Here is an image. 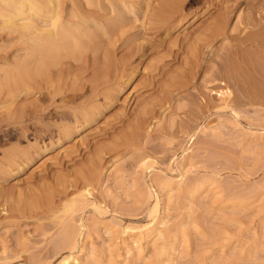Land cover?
I'll return each mask as SVG.
<instances>
[{
    "label": "rangeland",
    "instance_id": "rangeland-1",
    "mask_svg": "<svg viewBox=\"0 0 264 264\" xmlns=\"http://www.w3.org/2000/svg\"><path fill=\"white\" fill-rule=\"evenodd\" d=\"M88 1L60 2L96 41L40 70L31 31L0 21V264H264V50L246 24L264 0H111L117 20ZM154 217L167 250L141 254Z\"/></svg>",
    "mask_w": 264,
    "mask_h": 264
},
{
    "label": "bare ground",
    "instance_id": "bare-ground-1",
    "mask_svg": "<svg viewBox=\"0 0 264 264\" xmlns=\"http://www.w3.org/2000/svg\"><path fill=\"white\" fill-rule=\"evenodd\" d=\"M60 1L61 0H0V21L2 22V20H3L2 24L1 23L0 24L2 25V28H3V24H4L6 26L8 25L10 28H15L16 30H17V28H20V29H23L24 32H26L27 30H28L27 32L31 31L32 34L29 32L32 35L30 40L32 41V44L34 43V47L32 46V44H30V47L32 50H36L35 55H37V57H38V61L37 60L36 61L39 65V70L42 69L41 67L44 65V63H46V64L48 63L49 65H51L50 62H51V58L53 55V54L52 55L50 54L51 51L54 50L55 53H58L59 51H60V53H64V50L65 51L68 50L69 52H71L70 53V55H71V54L76 53V52H81L86 47V44L89 45L91 42H94L97 39V33L94 31L96 29L94 28V30H93V27H91V25H90L89 19H87V20H89V22H85V20H80L79 17L76 15V13H74V10H73L72 15L69 16V18H65L66 16L64 17L63 11H62L63 7H62V3ZM91 1L95 2L96 0H91ZM91 1L89 0L88 4H90ZM72 2H74V1H72ZM107 2H109V3H107L108 7H109V13H111V14L114 13V14H112L114 16L117 15L118 17L116 18V20L118 18H120L119 16H121V12H122L121 8L118 7V9L121 10V12L118 13L119 11L117 12L113 2L111 0H107ZM119 2H120V6H123V8L125 7V9H127V11L132 10L134 8L133 6L135 5L133 3L134 1L132 2V0H119ZM146 2H147V0H146ZM153 2H154V0H153ZM74 4H75V2H74ZM94 4H95V6L97 5L96 3H94ZM149 5L150 4L147 5L148 6L147 11L148 12H150V10H151L149 8ZM74 6H73V8H74ZM70 7H72V6H70ZM79 7H81V6H79ZM79 9H78V11H79ZM63 10H64V8H63ZM252 10L253 11H250L249 12L250 14H248L249 16H248V20L246 23L247 28L250 27L251 30L253 29L252 31L250 30L252 32L250 34H252V35H249V33H248V35L247 34L246 35H247V37L248 36L254 37V39H255L254 40L255 43L253 42L254 46L256 48H258L257 49L258 51H260L259 49L264 50V41L261 40L264 37V31H262V29H264V25H263L264 13H262V11H263L262 9H261L262 11L256 9L259 12H256V10H254L253 8H252ZM64 13H65V11H64ZM82 15H84V14H82ZM145 15H147V13ZM84 16L86 17V15H84ZM172 18H173V16L168 17V18H164V20L160 21V23L162 22V24H164V25L168 24V26L170 28L171 26H173V19ZM20 20L22 21V23ZM18 22H20V23H18ZM117 23H121V22L117 21ZM164 25H162V26L164 27ZM112 27L113 26H111V28ZM167 27H166V30H167ZM217 27L219 29L220 26L217 25ZM6 28H8V27H6ZM104 32H105V30H103V33ZM247 39H249V38H247ZM252 40H253V38H252ZM33 48H35V49H33ZM54 51H53V53H54ZM67 53H66V56L68 55ZM255 55H256V52H255ZM255 55L253 54V56H250V55L247 56L248 62L251 63L254 67L257 66L258 64H260L261 59H263L262 57H261V59H259L260 54L257 55L256 57H255ZM260 56H262V54ZM56 57H58V56L55 55V58ZM60 57H61V55H60ZM58 58H57V60H58ZM49 65H48V67H49ZM260 65L262 66V64H260ZM43 68H45V67H43ZM262 68H263V66H262ZM46 69H48V68H46ZM253 70H254V68H253ZM38 73H40V72H38ZM114 76H116V75H114ZM122 76H124V75L122 74ZM235 76H236V74H235ZM238 76L239 75H237V77ZM111 78H113V77H111ZM121 78L124 79L125 77L124 78L121 77ZM112 80H114V79H112ZM231 80H233V79H231ZM237 80H239V79L237 78ZM108 81H110V80H108ZM224 94L225 93L223 92L222 95L224 96ZM226 99H227V97L223 98L224 102L226 101ZM9 157H11V156H9ZM146 165H147L146 169L149 168V170H150V168H153L152 166H149L148 163H146ZM183 177L184 176L181 174V179L179 180L180 183H181V180L183 179ZM169 184H171V183H169ZM172 185L173 184H171V186ZM190 189H191V187H188L189 192H191ZM171 190H176L175 186ZM157 206H159V203H156V205L153 209V212L157 211ZM153 215H155V214H153ZM166 223H167L166 221H164L162 219L158 220L157 218L154 217V220L150 224L138 227L139 234L142 235L141 239L143 240V242L140 241L141 240L140 238L133 240V242L137 245V248H139L138 251L140 253L141 252L143 253L142 250L145 247L147 248V245H149V243L151 241L154 242V243L151 242L153 244L154 249L160 250L161 253L164 252L165 250H167V249H165L167 246L165 239H166V237H168V235H167L168 232H167V228H166L167 224ZM70 226H72V225H70ZM134 229L136 230L137 228L135 227V228H133V230ZM74 231H75V229L73 230L72 227H68V226L65 227V230L62 233V237L60 239L62 241L59 242L60 248H62V249L67 248L68 249V248L72 247V245L74 244V237H75ZM135 244H134V246H135ZM144 244L146 246H144ZM163 249H165V250L163 251ZM79 262H80L79 257H75L73 255H67L60 261V264H79Z\"/></svg>",
    "mask_w": 264,
    "mask_h": 264
}]
</instances>
